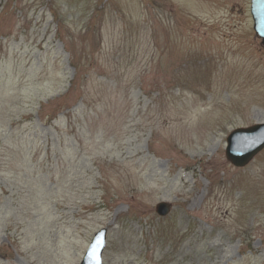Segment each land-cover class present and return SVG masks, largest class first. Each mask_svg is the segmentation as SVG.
<instances>
[{"label":"rangeland","instance_id":"obj_1","mask_svg":"<svg viewBox=\"0 0 264 264\" xmlns=\"http://www.w3.org/2000/svg\"><path fill=\"white\" fill-rule=\"evenodd\" d=\"M251 0H0V264H264ZM166 200V215L156 204Z\"/></svg>","mask_w":264,"mask_h":264},{"label":"water","instance_id":"obj_2","mask_svg":"<svg viewBox=\"0 0 264 264\" xmlns=\"http://www.w3.org/2000/svg\"><path fill=\"white\" fill-rule=\"evenodd\" d=\"M254 27L264 43V0H252ZM227 158L237 166H244L264 148V121L233 129L227 137ZM172 203L162 200L156 204V211L167 214ZM107 228L97 231L80 264H102V253L106 245Z\"/></svg>","mask_w":264,"mask_h":264}]
</instances>
